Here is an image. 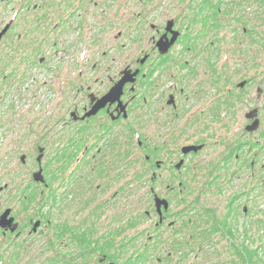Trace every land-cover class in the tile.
<instances>
[{
	"label": "flooded vegetation",
	"instance_id": "obj_1",
	"mask_svg": "<svg viewBox=\"0 0 264 264\" xmlns=\"http://www.w3.org/2000/svg\"><path fill=\"white\" fill-rule=\"evenodd\" d=\"M256 15L264 0H0V103L14 112L18 85L42 83L48 117L22 134L43 149V181L0 191V264H64L63 242L77 264L197 259L219 221L192 195L210 206L228 176L239 206L264 173ZM236 47L243 69L225 73ZM223 106L243 126L219 159Z\"/></svg>",
	"mask_w": 264,
	"mask_h": 264
},
{
	"label": "rangeland",
	"instance_id": "obj_2",
	"mask_svg": "<svg viewBox=\"0 0 264 264\" xmlns=\"http://www.w3.org/2000/svg\"><path fill=\"white\" fill-rule=\"evenodd\" d=\"M253 20L256 24V28H258L257 37H259L261 40V42L257 40L256 45L254 46L255 61L257 65L260 63L264 65V40H262V33L264 31L262 22L264 21V18H258V15H256L255 19ZM229 53L230 54L228 55H230V59L226 63L227 67H224L225 73L226 70H234L238 67L243 69V67L240 66L242 64L238 63V61L240 62L239 55L242 54L239 53V49L237 47L236 49L233 48L229 51ZM223 58L225 60L228 59V57L226 59V57L224 56ZM224 59L223 62H226ZM262 65L256 67V75L262 74L264 70V67H262ZM245 70H247V67H245ZM227 85L228 83H219V91L220 86H223V92L226 93ZM42 86V83L35 82H30L28 84H25V86L24 84H21V88H19L18 85V89L15 93L17 99L14 112L11 111V108L9 107L11 104L10 99H6L4 102L0 103V188L4 186H24L27 183H30L31 185H39V183L35 182L33 179L35 173L40 170V165L42 163V159L41 162L36 159L38 150H35V146L33 144L36 136L31 135L28 137H23L22 134L27 132L40 134L43 129L40 128L39 125L44 124L42 122H44L48 118L43 110L37 109L39 108L37 102H39L41 96L34 97V90H41ZM206 89L208 91L213 90L209 83L206 85ZM258 94L259 92L256 86L255 88L250 90V95H253L254 98V102L249 103L250 109L264 106V92L262 93L263 97L260 100L257 99ZM27 100L29 101L28 105H21ZM19 101L21 103H19ZM233 111L231 109L227 111L225 106H223V111H220L219 117L221 121L219 122L220 126L218 132L219 159L221 156L226 155L228 150L232 148V139H236V135L239 132L241 133L242 130L243 122L240 125V122L235 121L236 118L234 116V113L236 112V108L235 111ZM239 111L241 113L239 118L241 120L243 119L244 121V111H246V108H244V110L239 109ZM255 118L256 120L261 119L264 124V112L262 116H257ZM30 128L32 129V131H26V129ZM262 140L264 142V139ZM26 141H29L30 144H28ZM49 154H54V148H51ZM24 155L27 156L26 163H22L21 160L22 156ZM258 161H260V163L257 173L261 175V173L264 171V152L260 155ZM225 165L224 170H226ZM227 170L229 171L230 169ZM224 177L226 183L223 184L224 186H222V188L219 187V189L221 190V192L219 190V195L216 192L210 195V206L208 205V201L206 199H202V197L196 198V196L194 195H192V202L198 204V215H200L201 213L202 204L206 208L208 207L209 209H211L215 221H219V227H224V225L226 226L227 224L233 226L235 228V239L231 240L230 238L224 236V233L222 231H219V235L213 236L211 234L212 236H208L207 239H204V241L200 243V245L203 247V251L199 254V257L197 259L194 257V255L196 254L198 249H195V252L192 253L191 256H189L186 260L181 259L180 261H178L177 259L171 258L170 262H165V264H176L177 262H182V264H247L242 260L241 257L238 256L237 251L234 247V243L237 248L247 247L248 249H250V251H259L260 257L262 259L259 264H264V173L262 178L256 180V192L252 194L255 196V200L246 202L245 199H243L242 203H240L239 206L237 204L234 205V198L235 194H238L240 188L242 187H235V185L227 182L228 176ZM129 187L132 188V186L130 185ZM134 198L135 194L129 193V203ZM0 202H4V199L1 197ZM245 204H247L251 209V211L249 210L247 214L243 210ZM5 216L3 217V219L7 217ZM213 220H210V222L214 223ZM148 225L149 224H145V226ZM58 245H63L61 251L65 253L64 256L67 255L66 260L68 263L64 260V264H71L75 262L77 264L78 261L81 260L80 258L74 260L75 256H72L73 254L69 255V253L73 250L72 244L67 245L65 244V242H63ZM166 247H170V245L163 244L160 248ZM167 252H164V254L163 252L159 253L167 256ZM54 253L55 251H49L47 253L48 262L53 257ZM151 257L154 258H148L144 260L143 264H160L158 262L157 256H155V252H153ZM88 261V263L90 264H98V259L96 257L90 258ZM38 262H40V259L36 263ZM80 263L83 264L84 260ZM120 264H123V262H121Z\"/></svg>",
	"mask_w": 264,
	"mask_h": 264
},
{
	"label": "trees",
	"instance_id": "obj_3",
	"mask_svg": "<svg viewBox=\"0 0 264 264\" xmlns=\"http://www.w3.org/2000/svg\"><path fill=\"white\" fill-rule=\"evenodd\" d=\"M219 231H222L224 233V236L230 238L231 240L235 239V228L233 226L229 224H227L226 226L224 225V227H219ZM234 247L237 251L238 256L241 257L245 263L259 264L261 262L262 259L260 257L259 251H250V249H248L247 247L237 248L235 243Z\"/></svg>",
	"mask_w": 264,
	"mask_h": 264
},
{
	"label": "water",
	"instance_id": "obj_4",
	"mask_svg": "<svg viewBox=\"0 0 264 264\" xmlns=\"http://www.w3.org/2000/svg\"><path fill=\"white\" fill-rule=\"evenodd\" d=\"M254 113H256V111H255ZM252 117H257V116H252ZM258 127H259V120L257 119V120L254 122V124L249 128V131H255V130L258 129ZM39 153H40V155H39V157L37 158V160H38L39 162H41V159H42V157H43V149H40V150H39ZM21 160L24 162V161L26 160V156H22ZM33 179H34V181L37 182V183H40V182L43 181V175H42V169H41V167H40V170H39L37 173H35ZM2 190H3V188L0 189V191H2ZM6 216H7V215H6ZM6 216H5V217H6Z\"/></svg>",
	"mask_w": 264,
	"mask_h": 264
}]
</instances>
